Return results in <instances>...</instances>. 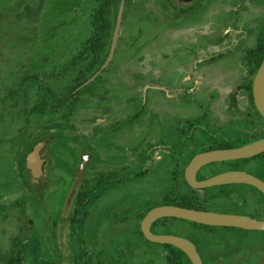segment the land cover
Listing matches in <instances>:
<instances>
[{
	"label": "flooded vegetation",
	"instance_id": "1",
	"mask_svg": "<svg viewBox=\"0 0 264 264\" xmlns=\"http://www.w3.org/2000/svg\"><path fill=\"white\" fill-rule=\"evenodd\" d=\"M37 2L0 0V264H185L141 223L189 188L199 199L185 179L196 154L264 134L252 93L264 0H123L114 46L122 0ZM4 4L18 26L4 28ZM226 162L196 181L240 170L264 182V155L200 179ZM231 185L243 186L212 202L264 221V195ZM214 228L162 218L150 232L188 239L203 264H264V236L248 233L264 231Z\"/></svg>",
	"mask_w": 264,
	"mask_h": 264
},
{
	"label": "water",
	"instance_id": "2",
	"mask_svg": "<svg viewBox=\"0 0 264 264\" xmlns=\"http://www.w3.org/2000/svg\"><path fill=\"white\" fill-rule=\"evenodd\" d=\"M122 8L123 0L120 5V12L116 23V33L114 35L113 46L115 45L119 30ZM252 93L255 107L264 118V59L256 71L252 83ZM35 153L36 147H34L28 154L26 159L27 163L34 158ZM262 153H264V138L241 147L213 150L196 154L185 169L186 182L190 187L195 189L231 184H246L254 187L264 195V182L240 170L223 172L203 181H196L195 179L197 171L207 164L249 159ZM162 218H175L208 227L264 231V221H257L245 215L202 211L169 205L157 207L148 212L141 223V230L145 237L153 243L167 244L181 250L189 258L192 264H203L192 242L180 236L155 235L150 232L152 223Z\"/></svg>",
	"mask_w": 264,
	"mask_h": 264
},
{
	"label": "trees",
	"instance_id": "3",
	"mask_svg": "<svg viewBox=\"0 0 264 264\" xmlns=\"http://www.w3.org/2000/svg\"><path fill=\"white\" fill-rule=\"evenodd\" d=\"M10 24H11V22L8 21V19L4 18V28H7L8 25H10ZM11 25L16 26L15 23H13ZM32 26L33 25H31V27ZM9 28H13V27L9 26ZM15 60H17V59L15 58L14 61ZM255 71H256V68L252 69V73H254ZM248 97H249V102H250L251 106H253L252 94H251V83H249V85H248ZM255 113H256V111H255ZM2 136H3V133L0 132V143L4 139ZM262 137H264V134L256 135V136L242 137V138H239V140L236 142L226 144V145H218L214 149L237 147V146L247 144L251 141L260 139ZM263 155L264 154L259 155L255 158L247 159V160H237V161H229V162L222 163V164H212L210 167H207L204 170V172L200 173V179H203L207 176H211V175L217 173L219 171L218 168L222 167V166L226 170L227 169H244V167L250 161H252L253 159H256V158H262ZM0 163L2 164V167L0 168V189H4V148L1 146H0ZM208 169H210V170H208ZM216 169H218V171H215ZM242 186L243 185H231V186L206 188V189L201 190V195H200L199 199H196L194 197L195 191L192 190L191 188H189V190L185 193L184 202L182 204L177 205V206L183 207V208L203 210V211H217V212H221V213H235L232 211V208L226 207L225 205L220 206L219 204H217V206H216L215 203L212 201H214L216 199V197L227 196V194H229V192H235L237 189L241 188ZM3 204H4L3 201L0 200V218L2 217V206H3ZM165 219L170 220V221L182 222L188 226H191L195 229H199L202 231L219 229V228H214V227L202 226L199 224H195V223H191V222H187V221H183V220H179V219H175V218H165ZM155 225H157V224H155ZM167 247L172 248L170 246H167ZM173 249L176 251H179L175 248H173ZM184 261H185V264H191L185 255H184Z\"/></svg>",
	"mask_w": 264,
	"mask_h": 264
},
{
	"label": "rangeland",
	"instance_id": "4",
	"mask_svg": "<svg viewBox=\"0 0 264 264\" xmlns=\"http://www.w3.org/2000/svg\"><path fill=\"white\" fill-rule=\"evenodd\" d=\"M46 3L42 6V0L40 2V0H38L37 2V5H40V7H44L46 8V13H49L50 11L48 10V8L50 7V5L52 3H55L57 2V0H46L45 1ZM16 5H12V4H4V8H6L5 10V14L8 13V17L6 19H8V21L11 22V24L15 23L16 26H18L17 23H20V18H19V13H20V9H23L25 6L22 5V4H18V7L20 8H14ZM30 8H32L31 5H29ZM36 7V6H35ZM36 9V8H35ZM43 13V12H42ZM23 26V25H22ZM236 87V85H231V86H228V89L226 90H233L234 88ZM219 88V86H218ZM224 99V95H221L220 97H218L217 99V107L218 109H222L223 107H225L227 105L226 103V100H223ZM2 167V164L0 163V168ZM0 200L3 201L4 203V189H0ZM4 205V204H3ZM2 220V218H0V221ZM249 234H252L251 236L253 237H259V236H264V232H260V233H255V232H248ZM249 234H246L247 236H249ZM0 246H1V242H0Z\"/></svg>",
	"mask_w": 264,
	"mask_h": 264
}]
</instances>
